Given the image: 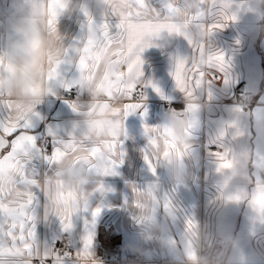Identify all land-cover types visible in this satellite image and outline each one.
Returning <instances> with one entry per match:
<instances>
[{
  "label": "crops",
  "instance_id": "0c3cea01",
  "mask_svg": "<svg viewBox=\"0 0 264 264\" xmlns=\"http://www.w3.org/2000/svg\"><path fill=\"white\" fill-rule=\"evenodd\" d=\"M253 2L167 0L169 16L162 19L145 6L159 8L165 0H0V113L34 122L37 150L25 162L29 176L39 180L41 198L28 215L42 249L51 254V246L66 240L75 252L71 264H107L100 261L102 251L115 247L122 258L141 261L133 264H202L207 258L222 264L226 254L228 264H264V217L254 215L264 212V179L257 178L264 169V18ZM109 21L123 22L139 40L152 37L153 46L142 59L145 79L159 89L144 90L146 115L137 112L124 122L126 156L116 176L105 174L113 157L92 151L106 138L91 125L105 104L113 111L131 106L130 93L122 97L119 89L135 62L126 63V41L117 34L123 29L102 26ZM15 55L28 56L30 66L21 68L11 59ZM181 62L185 66L179 68L177 83L173 77ZM217 67L224 69L228 83L214 84L209 99L205 70ZM57 69L74 79L76 99L60 100L64 90L50 79ZM18 71L25 79L24 94L42 97L41 105L13 102V89L5 87L4 79ZM33 74L42 79L35 82ZM201 75L203 90L198 87ZM241 84L254 93L255 105L248 112L238 111ZM109 90L111 99L105 95ZM76 102L83 105L81 116L69 107ZM160 102H173L170 111ZM184 104V111L175 110ZM89 106L98 110L89 114ZM229 123L235 127L227 128ZM145 125L153 129L151 144ZM43 136L52 144L50 154L66 143L54 165L42 158ZM234 147L243 148L251 169L244 185L233 182L234 171H225L232 168ZM26 170L22 157L0 159V198L7 206L27 198ZM101 186L111 191L101 193ZM96 207L102 212L93 223L91 209ZM78 209L82 214L76 227L62 233L57 218ZM84 215L90 227L82 226ZM88 237L93 243H85ZM0 264L26 261L0 255Z\"/></svg>",
  "mask_w": 264,
  "mask_h": 264
},
{
  "label": "snow or ice",
  "instance_id": "6c2138e0",
  "mask_svg": "<svg viewBox=\"0 0 264 264\" xmlns=\"http://www.w3.org/2000/svg\"><path fill=\"white\" fill-rule=\"evenodd\" d=\"M147 11L155 13L162 19H167L169 16V9L167 6V0L162 7H147ZM235 19V17H233ZM79 24V22H77ZM106 29L116 28L117 30L123 29V31H118V35L123 41H126V50L129 54L126 56V63L135 62V68L129 74L128 80L120 87L119 93L123 97L126 93L127 99L133 101L130 107L127 109L121 108L118 111H113L110 104H105L104 112L97 117L91 125L93 130L100 136L106 139L97 148L92 149L93 152L106 151L110 156L113 157L111 166L106 170V175L116 176L119 173L117 168L124 163V157L126 152L123 151V144L121 142V133L123 131L124 122L126 118L132 114L140 112L141 115H146L147 108L144 101L147 99L145 95V89L151 88L153 91L159 92V89L153 84L151 80L145 79L144 71V60L142 59V54L144 50L148 47H152V37L145 35L143 40H139V35L135 32L128 30L123 22L109 21L102 25ZM218 27H223L218 26ZM74 35V37H78ZM139 41V42H137ZM135 44V47H133ZM223 59V54L219 57ZM84 61L81 60V64ZM185 64L181 62L178 65V72L173 77L176 82H179V68L184 67ZM211 73L210 78L207 80V87L209 89V99H211V89L214 84L222 82L227 84L228 80L223 76L224 69L222 68H210L208 69ZM219 70V75L217 74ZM201 73L204 69H200ZM55 78L56 88L63 89L64 91L71 92L73 89H77V85L74 79L69 80L67 78V73L63 76L58 74V69L50 74V79ZM205 86V80L201 75L199 77V89L203 90ZM178 92L185 91L183 88H177ZM105 95L111 99V90L107 91ZM71 110L78 114L79 116L84 114L83 105L81 102L69 103ZM186 107V106H185ZM98 109H93L89 106V114L95 113ZM176 110V109H175ZM239 112H243V108H238ZM39 116V114H37ZM227 128H234L235 125L229 123L226 125ZM34 128V122L20 121L18 119H13L11 115L5 116L0 113V159L11 154L15 158H23L25 170L27 168L26 160L30 158L32 153L37 150L36 136L32 134ZM144 131L146 137H148L149 144L153 143L150 137V133L153 129L149 128L148 125L144 126ZM223 135V134H222ZM66 143L64 142L61 147L54 149L50 155H43L42 158L48 162L49 165H54L60 155L64 150ZM209 153L217 154V150L209 149ZM145 163L148 168L155 175V168L152 166L151 161L148 160L147 156L144 158ZM253 168H255V163H253ZM258 179H264V169H260L257 172ZM25 185L27 186L26 199L19 202L15 207L7 206L3 199L0 198V255H7L9 258H23L26 264H57V258L63 257L62 264H71V257L73 249L71 246L67 248V254L61 251L62 248H57L56 246H51V254L49 248L42 249L36 239L35 224L31 223L33 217L28 215V210L31 209L34 204L41 198L39 192V180L30 177L27 170L25 171ZM101 193L105 191H111L109 188L101 186L99 189ZM87 212L88 209L82 210ZM81 210H77L71 216H59L57 222L60 226V230L64 234H68L73 231L76 227L75 221L82 214ZM102 212V207H96L91 209V217L93 218V223H95V218L98 217ZM88 216L84 215L82 220L83 227H90L88 224ZM7 221V225H5ZM191 224V221H189ZM7 226L8 230H5ZM85 243H93V238L88 237ZM81 243L77 244L75 249L79 250Z\"/></svg>",
  "mask_w": 264,
  "mask_h": 264
},
{
  "label": "clouds",
  "instance_id": "9594fccd",
  "mask_svg": "<svg viewBox=\"0 0 264 264\" xmlns=\"http://www.w3.org/2000/svg\"><path fill=\"white\" fill-rule=\"evenodd\" d=\"M253 8H255L260 14L261 17L264 18V0H254L253 2ZM262 29H264V25H262ZM45 42V48L48 49V38L44 37ZM54 46V41H53ZM59 58V57H58ZM11 59H13L21 68H24L25 66H30L31 60L28 56L25 55H15L12 56ZM32 79L35 82H39L42 78L39 75L33 74ZM5 87H11L13 89L14 95L12 96V100L16 104L20 105H33L38 106L43 103L42 97H33L32 95L24 94L23 88L25 85V79L23 75L18 71L15 75L12 73H9L5 76L4 79ZM86 91L91 94L90 89H85ZM186 104L182 108H176V111L182 112L185 109ZM261 140L264 141V125L261 126ZM243 148L241 147H234L233 148V160H232V168L226 169V174H231L233 171L236 173V176L234 177V183H237L239 185H244L248 182V173L250 172V168L248 163L246 162L244 156L242 155ZM225 159H229V157H225ZM67 181V177L64 178ZM5 183H7V178H5ZM264 191V188L261 189ZM259 193H257L258 195ZM55 196L56 194L53 193ZM254 215L259 219L261 217H264V212L257 210ZM261 258L264 259V253L261 254ZM202 264H213L211 259L204 260ZM222 264H228L227 260V254L225 256V259L222 261Z\"/></svg>",
  "mask_w": 264,
  "mask_h": 264
},
{
  "label": "built area",
  "instance_id": "2783aa9c",
  "mask_svg": "<svg viewBox=\"0 0 264 264\" xmlns=\"http://www.w3.org/2000/svg\"><path fill=\"white\" fill-rule=\"evenodd\" d=\"M206 76H211V73L209 70H205ZM240 91V98H239V104L243 108L245 112H248L254 105L255 102L253 101L254 93L248 89V87L245 84H241L239 86ZM76 99V91L73 89L71 92L64 91L62 97L60 100L63 101H71ZM163 105V109L165 112L170 111L173 102H160ZM52 149V144L50 140L43 136L40 141V151L43 155H49L50 151ZM219 153H222L221 150H219ZM57 248H62L61 251L65 252L67 254V248L70 247V244L66 240H62L56 244ZM72 247V246H71ZM75 260V252L73 249L71 261ZM63 262V257H58L57 262ZM100 261L107 264H126V263H139L141 262L137 257L130 256L129 258H122L120 254V248H108L104 249L102 251V255L100 258Z\"/></svg>",
  "mask_w": 264,
  "mask_h": 264
},
{
  "label": "rangeland",
  "instance_id": "374dc122",
  "mask_svg": "<svg viewBox=\"0 0 264 264\" xmlns=\"http://www.w3.org/2000/svg\"><path fill=\"white\" fill-rule=\"evenodd\" d=\"M215 257H216V256H215ZM207 259H208V258H207ZM209 259H210V258H209ZM213 259H215V258H212V259H211V260H212V262H213ZM203 261H204V260H203ZM203 261H202V262H203ZM215 263H216V262H215ZM216 264H217V263H216Z\"/></svg>",
  "mask_w": 264,
  "mask_h": 264
}]
</instances>
